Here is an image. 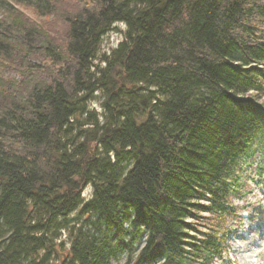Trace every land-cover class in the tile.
<instances>
[{
    "label": "trees",
    "instance_id": "16d2710c",
    "mask_svg": "<svg viewBox=\"0 0 264 264\" xmlns=\"http://www.w3.org/2000/svg\"><path fill=\"white\" fill-rule=\"evenodd\" d=\"M11 1L0 61L15 57L21 82L0 79V264H50L62 231L65 264H215L256 155L264 177V0H82L61 43Z\"/></svg>",
    "mask_w": 264,
    "mask_h": 264
},
{
    "label": "rangeland",
    "instance_id": "374dc122",
    "mask_svg": "<svg viewBox=\"0 0 264 264\" xmlns=\"http://www.w3.org/2000/svg\"><path fill=\"white\" fill-rule=\"evenodd\" d=\"M11 2L15 5L17 10L24 12L27 17H30L29 19L45 24L50 38H53L57 43L63 42L66 35V14L70 13V11L73 12L77 7L82 5V0H53V5L56 9L55 13L50 16H42L29 5L20 4L14 0ZM3 17H5V13L3 12V9H1L0 18ZM114 26L116 29L108 32L101 39L98 46V57L100 58L95 60V65L104 67V65L100 62L101 57L106 56L108 58H112L114 51L124 39L126 25L119 22L115 23ZM22 56H24V54H22L21 57ZM30 58L33 64L40 67L35 70L37 72L35 74H38L37 77L47 78L51 69L49 67L48 60L45 59L41 53L37 54L32 51L30 52V56H25L23 60L27 62ZM0 62V79L4 81L15 79L16 81L21 82V66H19L20 64L17 62L15 57L10 62H7L6 65L3 64L4 60H1ZM92 72H94V68L92 69ZM35 74L33 75L36 76ZM94 98L95 99L89 103V109L100 115L104 112L100 107V103L103 100L102 93L97 92L94 95ZM259 162H262V156L256 155L250 164L247 166L245 165L246 167L244 166L242 170L241 191L240 189L238 190L240 200L232 199V203L236 207H239L238 211L240 219H229L227 223L228 236L226 240V252L223 253L221 258L215 259V264H245V257L250 258L248 260L249 264H264V177L257 176L255 171L257 166H259ZM91 195L92 187L90 185L81 189V197L85 200H89ZM61 234V237L54 241L55 245L53 246L55 247V253L52 255L50 264H65L69 256L70 244L68 241V233L66 231H62ZM250 241H252L251 248L248 251H245V253L247 252L246 256L245 254L242 256L241 254L243 252L240 249L243 242L247 243ZM61 242L64 243V245L60 246L59 244ZM141 244L138 245V250L141 248ZM44 252L45 251L43 250L38 251L31 257V259H41ZM63 254L66 255V258L63 257ZM126 258V255H123L121 261L124 262ZM22 264L28 263L24 262Z\"/></svg>",
    "mask_w": 264,
    "mask_h": 264
},
{
    "label": "bare ground",
    "instance_id": "6f19581e",
    "mask_svg": "<svg viewBox=\"0 0 264 264\" xmlns=\"http://www.w3.org/2000/svg\"><path fill=\"white\" fill-rule=\"evenodd\" d=\"M253 244H254V242H253ZM251 245H252V241H250V242H247V243H245V242H243V245L241 246V251L243 252L241 255L243 256V254H245V256L247 255L246 253H245V251H248L250 248H251ZM254 246V245H253ZM250 258L249 257H245L244 258V260H245V264H249V260Z\"/></svg>",
    "mask_w": 264,
    "mask_h": 264
},
{
    "label": "water",
    "instance_id": "95a60500",
    "mask_svg": "<svg viewBox=\"0 0 264 264\" xmlns=\"http://www.w3.org/2000/svg\"><path fill=\"white\" fill-rule=\"evenodd\" d=\"M63 257H64V258H66V255H65V254H63Z\"/></svg>",
    "mask_w": 264,
    "mask_h": 264
}]
</instances>
